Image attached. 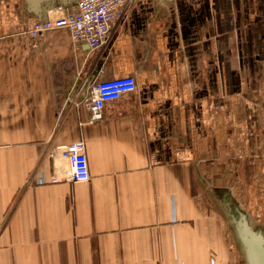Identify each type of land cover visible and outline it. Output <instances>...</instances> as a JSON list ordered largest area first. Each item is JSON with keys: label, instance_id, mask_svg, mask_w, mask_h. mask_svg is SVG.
<instances>
[{"label": "crops", "instance_id": "0c3cea01", "mask_svg": "<svg viewBox=\"0 0 264 264\" xmlns=\"http://www.w3.org/2000/svg\"><path fill=\"white\" fill-rule=\"evenodd\" d=\"M78 1L0 0V264L235 263L226 203L264 192V0H134L105 46L32 41ZM127 75L91 120L87 85ZM79 140L72 182L49 153Z\"/></svg>", "mask_w": 264, "mask_h": 264}, {"label": "built area", "instance_id": "2783aa9c", "mask_svg": "<svg viewBox=\"0 0 264 264\" xmlns=\"http://www.w3.org/2000/svg\"><path fill=\"white\" fill-rule=\"evenodd\" d=\"M133 1L79 0L75 10L34 21L28 34L35 42L42 40L51 30L63 29L73 41H83L94 50L110 42L114 22L126 17L127 8ZM135 89V77L131 75L95 80L87 85L81 103L90 110L91 120H96L101 117L102 103L117 100ZM49 156H59L66 162V169L60 170L63 179L72 182H85L89 179L88 161L81 140L56 146ZM52 180L56 182L57 176Z\"/></svg>", "mask_w": 264, "mask_h": 264}, {"label": "water", "instance_id": "95a60500", "mask_svg": "<svg viewBox=\"0 0 264 264\" xmlns=\"http://www.w3.org/2000/svg\"><path fill=\"white\" fill-rule=\"evenodd\" d=\"M232 198L226 203L228 213L231 210ZM237 216L234 219L235 233L240 241V249L246 254L251 264H264V238L254 232L245 217L243 210L235 206Z\"/></svg>", "mask_w": 264, "mask_h": 264}, {"label": "flooded vegetation", "instance_id": "af4514ba", "mask_svg": "<svg viewBox=\"0 0 264 264\" xmlns=\"http://www.w3.org/2000/svg\"><path fill=\"white\" fill-rule=\"evenodd\" d=\"M264 155V150L261 152ZM259 198V200H257ZM235 206H238L241 210H243L245 217L247 219L248 224L254 230V232L260 233L261 236L264 238V192L259 194V196L250 197V200L244 202L243 206L241 207L240 201L238 198L232 199L231 210L229 211V223L230 227L235 235L237 243L240 247V241L236 236L235 233V224L234 219L237 216V212ZM254 221V222H253ZM241 264H251L247 255L242 253L240 255Z\"/></svg>", "mask_w": 264, "mask_h": 264}, {"label": "rangeland", "instance_id": "374dc122", "mask_svg": "<svg viewBox=\"0 0 264 264\" xmlns=\"http://www.w3.org/2000/svg\"><path fill=\"white\" fill-rule=\"evenodd\" d=\"M262 100H264V98ZM258 106L260 107V111L258 110ZM258 106H257V111H259L258 113L262 114V117L260 118V121L258 122V124H260L259 125L260 131L258 132L257 139H258V149L260 152H262L264 150V103L263 101H260ZM237 198L240 201V203L243 205L244 197L242 196L241 193L239 192L237 193ZM232 236H233L232 238L234 242V250L237 255L236 262L233 264H241V259H240L241 249L237 243L235 235L232 234Z\"/></svg>", "mask_w": 264, "mask_h": 264}]
</instances>
